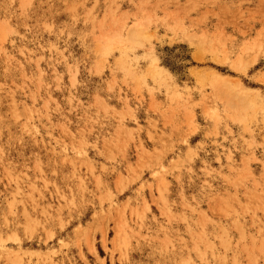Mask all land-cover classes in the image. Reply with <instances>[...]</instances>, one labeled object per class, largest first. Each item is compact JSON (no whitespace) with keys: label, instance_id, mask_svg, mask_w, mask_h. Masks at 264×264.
Returning <instances> with one entry per match:
<instances>
[{"label":"rangeland","instance_id":"1","mask_svg":"<svg viewBox=\"0 0 264 264\" xmlns=\"http://www.w3.org/2000/svg\"><path fill=\"white\" fill-rule=\"evenodd\" d=\"M0 264H264V0H0Z\"/></svg>","mask_w":264,"mask_h":264}]
</instances>
